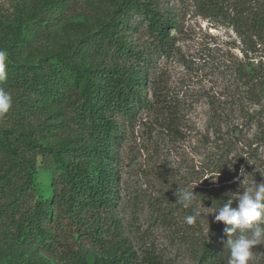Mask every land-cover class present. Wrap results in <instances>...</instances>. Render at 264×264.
<instances>
[{"label": "rangeland", "instance_id": "obj_1", "mask_svg": "<svg viewBox=\"0 0 264 264\" xmlns=\"http://www.w3.org/2000/svg\"><path fill=\"white\" fill-rule=\"evenodd\" d=\"M121 1L0 0V49L11 50L18 64L81 51L76 57L81 66L97 60L111 66L114 54L98 57L90 44ZM233 3L154 0L155 9L172 20L166 45L153 43L139 16L129 19L127 39L141 58L134 61L144 76L143 103L124 120L113 143L118 153L111 208L96 214L99 226L84 213L56 218L53 209L44 238L21 240L17 225L23 226L39 196L52 197L61 172L58 162L41 165L32 158L35 191L22 190V178L0 192V264H93L123 249L134 264H146L149 255L163 264H196L199 243L218 223L211 212L226 202L225 193L243 191L242 180L245 186L264 180V89L257 104L245 100L247 106L240 107L233 97L234 68L238 62L247 71L264 66V42L255 40L251 48V34ZM66 81L81 91L73 77ZM38 104L29 123L55 126L38 138L58 147L72 135L68 114L56 103ZM185 187L196 194L189 208L175 195ZM193 214L196 222L189 225L185 217ZM252 251L249 264H264V244Z\"/></svg>", "mask_w": 264, "mask_h": 264}, {"label": "trees", "instance_id": "obj_2", "mask_svg": "<svg viewBox=\"0 0 264 264\" xmlns=\"http://www.w3.org/2000/svg\"><path fill=\"white\" fill-rule=\"evenodd\" d=\"M232 5L236 18L244 19L248 27L251 48L264 42V0H234ZM132 16H139L145 23L146 34L153 43L167 44L166 26L172 20L155 9L154 0H122L115 4L109 20L98 29V36L90 44L91 52L98 57L114 54L116 60L111 66L97 60L93 66L83 67L76 61L81 51L51 56L45 60L48 62L41 61L37 65L15 63L11 50L8 53V78L0 87L12 95L13 106L0 116V192L10 180L12 185L22 178H25V186L21 189H27L28 195L35 191L34 157L40 159L41 165L58 162L61 169L53 182L52 197L39 196L23 226L17 225L22 232L21 240L34 236L44 238L48 233L46 226L52 223L53 209L58 212L56 218H72L76 212L84 213L88 223L99 226L96 214L111 208L117 180L113 161L118 153L113 143L116 144L123 133L124 120H130L136 105L143 103L140 88L144 76L134 61L141 58L139 50L127 39ZM233 71L235 103L240 107L247 106L245 100L257 104L260 90L264 89V66L258 64L247 71L238 62ZM67 76L81 83V91L68 85ZM44 100L56 103L60 106L59 112L63 109L64 114H68L66 121L72 135L58 147L40 142L38 138L55 132V126L32 128L29 123L40 107L38 101ZM212 118L213 127H217L218 119H214V114ZM225 227L223 222H218L210 228L206 239L199 243V249H195L196 264H228L230 251L224 246ZM144 262L163 264L152 255ZM93 264L134 263L129 252L123 249L119 255L113 252Z\"/></svg>", "mask_w": 264, "mask_h": 264}, {"label": "clouds", "instance_id": "obj_3", "mask_svg": "<svg viewBox=\"0 0 264 264\" xmlns=\"http://www.w3.org/2000/svg\"><path fill=\"white\" fill-rule=\"evenodd\" d=\"M7 58V51L0 49V84L8 78ZM12 106V95L4 87H0V116L8 113ZM239 183L243 191L225 193L228 196L226 202L211 212L215 213L216 222L226 225L224 232L227 239L224 246L230 251L228 264H249L253 258V247L264 244V180L259 183L253 180L246 186L243 180ZM194 187L175 191L176 200L185 208H189L195 200ZM234 201L237 202L235 207ZM196 218L197 214L188 215L185 221L191 225L196 222ZM236 233L239 235H234Z\"/></svg>", "mask_w": 264, "mask_h": 264}]
</instances>
